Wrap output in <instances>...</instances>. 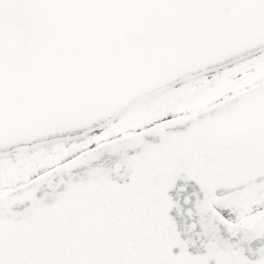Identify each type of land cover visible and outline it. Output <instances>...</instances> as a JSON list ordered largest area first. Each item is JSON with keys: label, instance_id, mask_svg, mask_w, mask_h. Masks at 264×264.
<instances>
[{"label": "water", "instance_id": "95a60500", "mask_svg": "<svg viewBox=\"0 0 264 264\" xmlns=\"http://www.w3.org/2000/svg\"><path fill=\"white\" fill-rule=\"evenodd\" d=\"M264 52V0H0V157L110 125ZM264 183V81L0 193V264H264L215 201Z\"/></svg>", "mask_w": 264, "mask_h": 264}, {"label": "rangeland", "instance_id": "374dc122", "mask_svg": "<svg viewBox=\"0 0 264 264\" xmlns=\"http://www.w3.org/2000/svg\"><path fill=\"white\" fill-rule=\"evenodd\" d=\"M264 81V52L222 71L193 79L144 99L105 128L0 157V193L107 139L130 134L164 118L196 112ZM229 219L248 223L264 212V183L215 203Z\"/></svg>", "mask_w": 264, "mask_h": 264}, {"label": "trees", "instance_id": "16d2710c", "mask_svg": "<svg viewBox=\"0 0 264 264\" xmlns=\"http://www.w3.org/2000/svg\"><path fill=\"white\" fill-rule=\"evenodd\" d=\"M217 201H215V203H216ZM258 217V216H257ZM256 219V218H255ZM254 221V219L253 220H251L250 222H248V223H245V224H250V223H252Z\"/></svg>", "mask_w": 264, "mask_h": 264}]
</instances>
